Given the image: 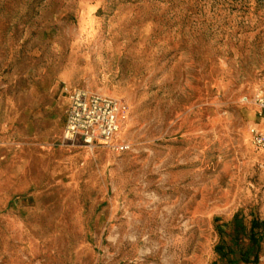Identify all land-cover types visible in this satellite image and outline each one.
Instances as JSON below:
<instances>
[{
	"label": "rangeland",
	"instance_id": "1",
	"mask_svg": "<svg viewBox=\"0 0 264 264\" xmlns=\"http://www.w3.org/2000/svg\"><path fill=\"white\" fill-rule=\"evenodd\" d=\"M77 90L128 151L61 144ZM257 92L264 0H0V264H244L214 247L264 220Z\"/></svg>",
	"mask_w": 264,
	"mask_h": 264
},
{
	"label": "built area",
	"instance_id": "2",
	"mask_svg": "<svg viewBox=\"0 0 264 264\" xmlns=\"http://www.w3.org/2000/svg\"><path fill=\"white\" fill-rule=\"evenodd\" d=\"M242 102L252 104L264 113V93L257 92L252 97H243ZM127 114L125 103L119 99L91 94L77 90L69 96L68 111L62 136L64 147L96 146L114 152H126L130 145L120 141ZM253 145L264 151V132L254 131Z\"/></svg>",
	"mask_w": 264,
	"mask_h": 264
},
{
	"label": "trees",
	"instance_id": "3",
	"mask_svg": "<svg viewBox=\"0 0 264 264\" xmlns=\"http://www.w3.org/2000/svg\"><path fill=\"white\" fill-rule=\"evenodd\" d=\"M231 228V245L227 246L220 241L215 247L214 252L221 258L229 254L238 255V261L244 264L257 263L260 244L264 241V220H252L247 228L242 219L235 215L230 222L224 225ZM222 226L223 228H225ZM223 231L219 232L221 237ZM247 240V246L243 241ZM252 257V258H251Z\"/></svg>",
	"mask_w": 264,
	"mask_h": 264
},
{
	"label": "crops",
	"instance_id": "4",
	"mask_svg": "<svg viewBox=\"0 0 264 264\" xmlns=\"http://www.w3.org/2000/svg\"><path fill=\"white\" fill-rule=\"evenodd\" d=\"M263 125V124H262Z\"/></svg>",
	"mask_w": 264,
	"mask_h": 264
}]
</instances>
